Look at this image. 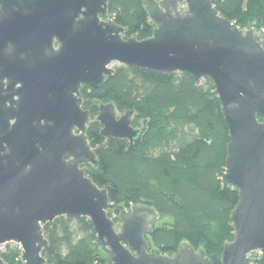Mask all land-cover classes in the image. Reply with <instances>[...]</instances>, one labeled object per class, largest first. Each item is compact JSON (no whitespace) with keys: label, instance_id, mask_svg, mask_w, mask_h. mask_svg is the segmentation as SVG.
<instances>
[{"label":"water","instance_id":"obj_1","mask_svg":"<svg viewBox=\"0 0 264 264\" xmlns=\"http://www.w3.org/2000/svg\"><path fill=\"white\" fill-rule=\"evenodd\" d=\"M140 1L155 25L141 40L123 38L108 0H0V245L17 244L22 264H48L43 226L61 216L90 220L107 264H212L186 242L172 255L149 251L154 208L134 204L115 223L108 187L87 175L98 163L91 122L127 150L145 130L132 126L133 109L117 116L101 102L91 120L82 108L81 87H100L112 63L213 83L229 136L221 181L238 191L221 264L264 253V30L240 28L212 0Z\"/></svg>","mask_w":264,"mask_h":264},{"label":"trees","instance_id":"obj_2","mask_svg":"<svg viewBox=\"0 0 264 264\" xmlns=\"http://www.w3.org/2000/svg\"><path fill=\"white\" fill-rule=\"evenodd\" d=\"M224 17L244 29L264 30V0H212ZM109 17L127 28L126 37H150V22L140 0H108ZM98 88L83 85L82 108L94 120L99 103L112 102L117 111L133 109L132 125L145 130L127 150V140L104 138L91 122L86 135L98 160L87 175L108 187L111 214L134 204L147 205L158 218L146 236L149 251L172 255L181 243L203 248L212 264H221L225 243L234 238L229 222L238 191L223 183L228 129L214 92L204 79L195 85L185 73L162 74L135 66L115 65ZM260 120V118H259ZM140 127V128H141ZM119 221V220H118ZM48 264H107L108 254L95 241L89 219L61 216L43 226ZM14 243L0 252L6 264H22ZM254 264L264 253L251 252Z\"/></svg>","mask_w":264,"mask_h":264},{"label":"rangeland","instance_id":"obj_3","mask_svg":"<svg viewBox=\"0 0 264 264\" xmlns=\"http://www.w3.org/2000/svg\"><path fill=\"white\" fill-rule=\"evenodd\" d=\"M123 38H127L126 37V35H123ZM115 65H118V63H112L110 66L111 67H114ZM122 112H119L118 111V114H117V116H119L120 114H121ZM133 127H135V128H140L141 127V122H139V123H137V124H135V125H132ZM112 219H113V221L115 222V223H119V218H118V216H117V214H115V213H113L112 214ZM4 250V245H0V252L1 251H3ZM251 254V253H250ZM250 256V255H249Z\"/></svg>","mask_w":264,"mask_h":264}]
</instances>
